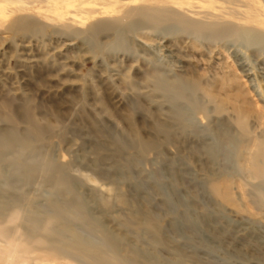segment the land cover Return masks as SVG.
<instances>
[{
    "label": "rangeland",
    "instance_id": "1",
    "mask_svg": "<svg viewBox=\"0 0 264 264\" xmlns=\"http://www.w3.org/2000/svg\"><path fill=\"white\" fill-rule=\"evenodd\" d=\"M120 1L113 16L80 18L78 2L25 0L24 10L0 20V132L26 134L32 122L42 128L21 157L0 148L1 191L43 208L55 199L47 176L60 165L70 193L150 261L264 264V172L249 177L238 157L249 136L264 149V118L256 117L264 115V40L198 30L237 27L221 16L256 0H217L223 8L214 19L195 1L176 8ZM164 11L156 21L148 15ZM22 17L33 24L13 30ZM97 23L109 26L93 34ZM159 77L178 82V95ZM189 98L203 108H190ZM243 101L250 109L240 141L232 104ZM14 157L44 172L24 181ZM146 223L151 231L137 228ZM73 227L100 243L95 230Z\"/></svg>",
    "mask_w": 264,
    "mask_h": 264
},
{
    "label": "bare ground",
    "instance_id": "2",
    "mask_svg": "<svg viewBox=\"0 0 264 264\" xmlns=\"http://www.w3.org/2000/svg\"><path fill=\"white\" fill-rule=\"evenodd\" d=\"M42 1L49 3V1L53 0ZM147 1L149 0H142L141 2ZM152 1H159L171 8L191 7V4L195 1L197 7L202 11H206L211 19L216 18L217 10L223 8V3L217 0ZM24 2L25 0H0V20L7 19L20 10H24L22 7ZM71 2H78L74 7V12L80 18L113 16L121 6L120 0H71ZM231 9L235 10L239 15L232 16L227 13L222 15L221 19L233 22L238 25L237 27H214V25H210L198 30L206 38L220 39L245 33L255 40H264L263 0H256L255 6L235 4ZM148 15L155 21L168 17V13L165 11L159 14L148 13ZM31 24H33L32 21L22 17L14 19L11 27L17 31L23 30ZM108 26V23H97L92 25L90 29L94 34L96 29L99 30ZM241 72L247 75L243 69H241ZM2 74L5 75V72H2ZM231 79L238 81L239 77L236 74H232ZM157 84L161 88H165L166 91H170L172 95H178L176 94L179 89L178 82L168 83L165 79L159 77ZM196 88L195 84L191 87L192 90H196ZM206 94L208 95L209 93ZM187 102L190 108H203V104L199 100L189 98ZM245 104L244 101L232 104V109L237 114L236 123L241 136L240 141L246 139L245 126L250 108L246 107ZM216 109L218 110V108ZM256 114V117L260 120L259 123H262L261 120L264 115L262 116L258 112ZM262 124L264 126V120ZM29 131L26 134H20L14 129L8 128L0 132V148L3 150L2 152L22 150L18 152L19 157H21L27 151L34 150V141L32 142V139L37 138L41 134L42 128L32 122ZM258 140L249 136L244 141V150L238 154L244 172L249 177H257L264 172V149L262 142ZM226 142H230V140H226ZM251 147H253V150H250ZM2 152H0V163L6 160ZM216 152L217 146L215 144L208 150L209 157H213ZM17 160L14 157L12 163L21 167L22 173L20 175L24 181H30L33 177L41 176L44 172L45 165H39L31 161L23 162L22 165ZM2 177L5 178L0 164V178ZM46 180L52 181L55 199L49 201L43 208L31 206L27 200L21 203L20 199L22 197L20 198L16 193L8 191V189H4L5 191L0 189V264H159L155 260H148L145 257L147 254L143 255L138 248L130 245L131 241H129L125 232L117 233L114 232L115 228L108 229V225L101 218L100 213L96 214L95 211L87 208L70 193L71 182L66 176L63 167L52 165ZM22 196H24L23 193ZM77 221L78 224L80 223L91 230H95L100 236V243L96 244L78 235L73 227ZM137 228L146 231L152 230V226L147 223L138 225ZM122 249L125 250L126 254L121 253Z\"/></svg>",
    "mask_w": 264,
    "mask_h": 264
}]
</instances>
